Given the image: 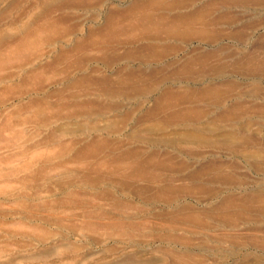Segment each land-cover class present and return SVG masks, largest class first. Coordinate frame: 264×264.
<instances>
[{"label":"rangeland","instance_id":"1","mask_svg":"<svg viewBox=\"0 0 264 264\" xmlns=\"http://www.w3.org/2000/svg\"><path fill=\"white\" fill-rule=\"evenodd\" d=\"M46 4L0 49V264H264V0H0V34Z\"/></svg>","mask_w":264,"mask_h":264},{"label":"bare ground","instance_id":"2","mask_svg":"<svg viewBox=\"0 0 264 264\" xmlns=\"http://www.w3.org/2000/svg\"><path fill=\"white\" fill-rule=\"evenodd\" d=\"M67 1H69V0H59V3H64ZM51 8H52V4H49V5L46 4L44 11L40 14L41 18L42 17L47 18L45 20V22H42V24H35V25L32 24V25L28 26L24 31H22L21 34L15 35V36L4 35L3 33H1L0 34V49L3 47L4 44H6V42H8L9 39H17L16 41L19 43L18 44L19 48H23V47L29 45V39H42L44 36H51L52 33H55L57 30H59V25L61 23L60 22L61 19H59V18L53 19V18L46 16L49 13ZM4 17H5V13L4 12L0 13V21L3 20ZM150 20H151L150 14H144L143 16H141L139 18V22H141L143 24H148L150 22ZM41 33H42V35L44 34V36H42ZM59 50H61V49H59ZM58 54H60V53L58 52ZM63 57H65V56H63ZM56 58H59V56ZM53 60H55V59H53Z\"/></svg>","mask_w":264,"mask_h":264}]
</instances>
